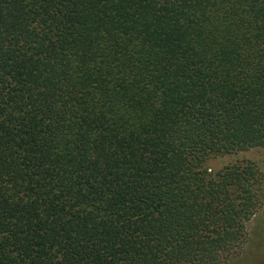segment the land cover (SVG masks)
<instances>
[{"label": "trees", "instance_id": "obj_1", "mask_svg": "<svg viewBox=\"0 0 264 264\" xmlns=\"http://www.w3.org/2000/svg\"><path fill=\"white\" fill-rule=\"evenodd\" d=\"M263 147L264 0H0V264H227Z\"/></svg>", "mask_w": 264, "mask_h": 264}, {"label": "rangeland", "instance_id": "obj_2", "mask_svg": "<svg viewBox=\"0 0 264 264\" xmlns=\"http://www.w3.org/2000/svg\"><path fill=\"white\" fill-rule=\"evenodd\" d=\"M264 148V147H263ZM261 155H264L262 149ZM256 149L235 155L217 157L208 163L210 170L217 169L232 159H254ZM261 167V166H260ZM227 264H264V205L262 209L246 223V241L243 247L229 259Z\"/></svg>", "mask_w": 264, "mask_h": 264}]
</instances>
